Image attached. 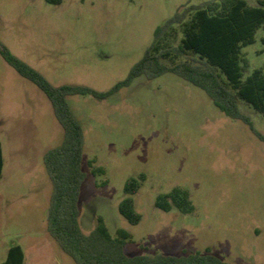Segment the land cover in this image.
<instances>
[{
    "label": "rangeland",
    "instance_id": "rangeland-1",
    "mask_svg": "<svg viewBox=\"0 0 264 264\" xmlns=\"http://www.w3.org/2000/svg\"><path fill=\"white\" fill-rule=\"evenodd\" d=\"M210 0H0V43L52 85L108 91L127 78L155 29L183 5ZM254 4V0H249ZM260 30L244 48L250 72L264 66ZM249 72V73H250ZM85 136L79 222L91 233L101 216L109 231L130 234L128 256L212 253L230 264H264V143L228 117L208 94L173 74L138 77L105 100L68 97ZM264 134V117L242 104ZM63 142L47 96L0 55V263L20 245L24 264H75L47 230L52 182L44 155ZM104 173L92 175V167ZM145 175L133 196L142 220L120 213L124 185ZM180 187L195 211L156 207Z\"/></svg>",
    "mask_w": 264,
    "mask_h": 264
},
{
    "label": "trees",
    "instance_id": "trees-1",
    "mask_svg": "<svg viewBox=\"0 0 264 264\" xmlns=\"http://www.w3.org/2000/svg\"><path fill=\"white\" fill-rule=\"evenodd\" d=\"M63 0H46L61 4ZM210 0L200 5L186 4L158 26L153 41L143 57L131 68L126 79L108 91H97L84 85L54 86L39 71L15 56L0 43V55L20 76L36 85L50 100L54 114L63 128V142L44 155V164L52 182L47 230L75 264H230L212 253L183 252L181 255L157 253L154 256H128L125 246L130 234L118 229L114 236L99 216L95 229L85 234L79 222V199L86 178L82 169L84 129L70 108L68 97L91 95L105 100L135 79H155L173 73L204 90L212 102L228 117L245 123L264 143L259 132L241 105L264 117V66L250 72V61L244 48L256 42L264 31V0ZM264 45V35L261 37ZM250 72V73H249ZM92 175L104 173L92 166ZM4 157L0 143V180ZM146 180L145 175L129 178L124 185L126 197L119 204V213L132 225L142 220L133 196ZM156 207L169 212L176 208L191 214L195 206L190 192L176 187L156 199ZM25 253L20 245L9 248L0 264H24Z\"/></svg>",
    "mask_w": 264,
    "mask_h": 264
},
{
    "label": "water",
    "instance_id": "water-1",
    "mask_svg": "<svg viewBox=\"0 0 264 264\" xmlns=\"http://www.w3.org/2000/svg\"><path fill=\"white\" fill-rule=\"evenodd\" d=\"M48 215H49V213H48Z\"/></svg>",
    "mask_w": 264,
    "mask_h": 264
}]
</instances>
